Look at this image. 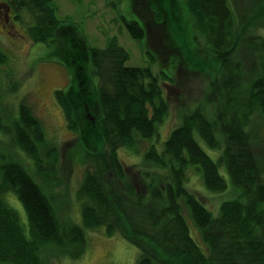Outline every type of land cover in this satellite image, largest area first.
I'll list each match as a JSON object with an SVG mask.
<instances>
[{"label": "trees", "instance_id": "1", "mask_svg": "<svg viewBox=\"0 0 264 264\" xmlns=\"http://www.w3.org/2000/svg\"><path fill=\"white\" fill-rule=\"evenodd\" d=\"M143 2L154 13L153 22L164 24L167 14L169 33L170 21L173 28L181 21L187 30L179 31L191 29L201 37L218 67L202 103L179 109V125L158 144L171 101L163 87L175 82L178 54L193 65L177 30L170 34L178 51L165 63L162 50L147 46ZM2 7L14 21L22 22L26 13L29 38L60 55L70 85L54 96L77 135L79 157L69 148L63 156L25 100L14 117L0 109L1 264H47L48 250L79 259L86 230L101 227L138 249L137 264H264V57L258 56L255 33L249 36L250 23L264 21V2L244 21L229 0H129L140 19L122 16V21L148 61L158 65L156 74L151 66L126 65L129 54L116 35L104 48L90 46L80 26L56 16L53 0H1ZM58 36L68 43L62 55ZM7 63L0 47V66ZM141 141L150 144L141 154V168L131 170L118 153L138 155ZM74 160L85 169L76 191L82 224L60 221L52 204L64 163ZM190 171L209 193L235 195L220 201L213 214L187 184ZM8 193L22 203L27 230L5 198Z\"/></svg>", "mask_w": 264, "mask_h": 264}, {"label": "rangeland", "instance_id": "2", "mask_svg": "<svg viewBox=\"0 0 264 264\" xmlns=\"http://www.w3.org/2000/svg\"><path fill=\"white\" fill-rule=\"evenodd\" d=\"M229 1L239 12L240 19L243 18L244 21L253 18L264 2V0ZM53 2L56 8V16L59 19H67L80 26L90 46L104 48L107 38L116 35L120 45L129 54L126 65L151 66L150 68L155 74L159 72L158 65L148 61L145 50L130 37L124 26L122 16L128 20L138 21L140 19L128 7L129 0H53ZM106 2H109V5ZM142 6L144 7L139 12L148 24L147 46L155 52V48L162 50V57L160 54L159 56L161 61L165 63L171 55H175L178 51L172 48L173 43L170 34L177 30L181 40L186 41L185 46L187 48L185 50L191 52V63L193 65V67L190 64L188 65L178 54L180 56L179 67L173 71L175 82L170 86L163 87L165 96L171 98V101L169 99V115L158 130V137L155 140L158 144L166 138L172 129L179 125V109H186L202 103L208 90L209 81L218 75V67L212 61L201 37L197 36L195 38V33L191 29H188L186 33L182 29L179 31L178 28L181 26L184 30H187V26L181 25V21L175 28L171 26L173 22L170 21L169 33L166 26L169 21L167 14L163 13L164 24H157L153 22L154 13L149 9L148 3L143 2ZM1 10L5 12L4 7ZM180 12L181 10H179ZM6 13L12 19L11 10H7ZM180 14L182 15V13ZM22 17V22L12 19V25L4 22L0 17V47L8 56L7 65L0 66V109L5 116L14 117L18 113L19 103L25 100L31 106L35 116L42 121L47 139L56 143L61 151L63 150V156L64 149L69 148V151L71 153L73 151L78 158L77 135L67 127L64 112L54 96L56 90L67 91L70 85L69 73L62 65L63 61L60 55L54 53L55 49L52 46L35 43L29 38L27 28L30 19L24 12ZM174 18L176 16L173 15L172 19ZM185 21L189 23L190 20L186 18ZM250 25L253 34L249 36L252 38L255 33L257 38L255 40L259 45L257 49H261L258 56L264 57V21H253ZM65 39L62 36L57 37V47H59L61 55L64 54L68 46V43L63 41ZM196 62L197 66L194 67ZM170 69L169 65L164 66V70L169 72ZM149 144L150 142L141 141L138 155L120 149L118 153L120 160L124 165L131 167V170L141 168L139 167L142 161L141 154ZM207 152L212 155L209 150ZM25 158L24 156L23 159ZM213 158L215 159L214 156ZM29 169L31 170L30 166ZM84 172L85 169L80 160H74L72 165L64 163V169L60 174L62 185L54 189V192L58 195L54 196L52 200L60 221L82 224L81 200L77 198L76 191ZM30 173L33 175L32 172ZM187 184L213 214H217L220 201L235 195L233 192L226 193L223 196L209 193L203 188L201 178L194 171L189 172ZM5 198L17 211L27 230L26 214L22 203L11 193H8ZM193 236L197 238L195 232H193ZM86 240L85 253L79 259L71 260L60 254L52 256L48 250L44 252V256H47L45 258L47 264H137L138 249L122 239L119 234L107 236L103 227H101L96 231L86 230Z\"/></svg>", "mask_w": 264, "mask_h": 264}, {"label": "flooded vegetation", "instance_id": "3", "mask_svg": "<svg viewBox=\"0 0 264 264\" xmlns=\"http://www.w3.org/2000/svg\"><path fill=\"white\" fill-rule=\"evenodd\" d=\"M0 17H1V19L4 22L11 23V25H12L13 22H12L11 17L8 16V14L6 13V11L4 12L3 10H1V8H0Z\"/></svg>", "mask_w": 264, "mask_h": 264}]
</instances>
